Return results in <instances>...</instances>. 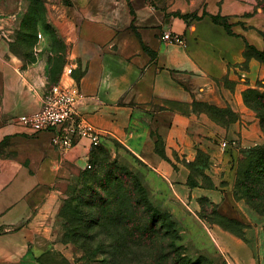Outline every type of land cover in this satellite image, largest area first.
Masks as SVG:
<instances>
[{
	"label": "rangeland",
	"instance_id": "374dc122",
	"mask_svg": "<svg viewBox=\"0 0 264 264\" xmlns=\"http://www.w3.org/2000/svg\"><path fill=\"white\" fill-rule=\"evenodd\" d=\"M219 2L0 0V39L24 67L37 61L38 51L44 52L48 79L56 82L64 68L74 64L67 55L72 42L66 45L61 32L72 35L77 23L110 18L137 33L131 19L143 8L175 19L179 29L174 33L184 40L190 31L231 34L224 28L227 20L208 11L210 3L215 8ZM255 2V9L264 13V0ZM163 32L159 30L160 35ZM185 43L181 48L188 47ZM224 82L234 89L236 81ZM262 86L258 80L242 93L253 114V128L226 106L197 100L180 106L189 117L182 139L187 149L184 154L174 152L176 173L170 182L123 143L106 138L90 153V170L77 167L52 183H38L43 143L15 118L19 138L13 143L10 137L0 138V264H164L175 255L186 256L193 264H264V164L258 170L240 167L244 157L264 153ZM157 144L163 153L162 142ZM13 155L15 161L19 158L18 168L12 165ZM13 172L15 179L20 174L15 184ZM110 172L117 181L89 184L90 178L102 179ZM91 200L96 201L94 208L89 207ZM76 210L87 218L70 219ZM100 213L104 219L95 225ZM155 221L162 227L151 226ZM134 227L145 229L138 251L130 241ZM79 231L84 247L70 238L80 237ZM171 245L182 253L163 255L157 250Z\"/></svg>",
	"mask_w": 264,
	"mask_h": 264
},
{
	"label": "crops",
	"instance_id": "0c3cea01",
	"mask_svg": "<svg viewBox=\"0 0 264 264\" xmlns=\"http://www.w3.org/2000/svg\"><path fill=\"white\" fill-rule=\"evenodd\" d=\"M255 4V0H220L215 9L210 3V14L226 19L235 35L190 31L185 49L161 40L160 29L177 33L175 19L143 8L131 19L137 33L110 18L77 23L72 35L61 32L66 45L72 42L67 55L74 58L71 82L80 92L77 113L100 134V145L106 138L117 139L170 182L176 173L174 152L184 154L187 149L182 139L189 117L181 112V105L197 100L226 106L247 128L255 127L252 111L242 100V93L258 80L264 91V63L247 49L248 45L264 53V13ZM44 56L38 51L37 61L24 67L0 39V138L15 142L19 136L14 119L39 110L55 83L48 79ZM60 80L70 82L63 72L56 83ZM225 80L236 81L234 89ZM36 135L45 151L35 177L41 184L77 167L83 169L94 149L81 139L70 151H62L51 145L50 133ZM158 139L166 159L156 153ZM14 158L12 165L18 168L19 158ZM185 158L188 161L190 156ZM19 175L15 179L13 172V184L19 182Z\"/></svg>",
	"mask_w": 264,
	"mask_h": 264
},
{
	"label": "built area",
	"instance_id": "2783aa9c",
	"mask_svg": "<svg viewBox=\"0 0 264 264\" xmlns=\"http://www.w3.org/2000/svg\"><path fill=\"white\" fill-rule=\"evenodd\" d=\"M161 40L167 45L184 47L185 40L180 35L165 31ZM73 68L66 66L63 74L69 83L59 81L52 84L43 96L41 108L30 114L21 115L17 122L30 134L50 133V143L62 151H70L76 143L85 139L92 148L100 145V134L76 110L80 92L71 82ZM226 144L225 142H223ZM86 163L84 169H90Z\"/></svg>",
	"mask_w": 264,
	"mask_h": 264
},
{
	"label": "trees",
	"instance_id": "16d2710c",
	"mask_svg": "<svg viewBox=\"0 0 264 264\" xmlns=\"http://www.w3.org/2000/svg\"><path fill=\"white\" fill-rule=\"evenodd\" d=\"M225 20V19H224ZM224 28L226 31H230V26L229 25H224ZM228 33V32H227ZM229 34V33H228ZM232 34V33H231ZM229 34V35H231ZM247 49H248V52L251 51L252 54L262 63H264V54L261 53V52H258L256 51L254 48L250 47L247 45ZM56 83V82H55ZM53 83V84H55ZM194 102V101H193ZM245 105V104H244ZM160 141V139L157 140L156 142V153L163 159H166L164 154L159 152L157 150V143ZM98 148V147H97ZM97 148H94L91 152H93L94 150H96ZM254 148H248V149H245V150H253ZM264 164V153L262 152H257V153H254V154H251L250 156H247V157H244L241 161H240V167L242 168H251V169H259L262 165ZM91 165V164H90ZM92 168V166H91ZM90 168V169H91ZM89 169V170H90ZM245 174V173H244ZM115 175L113 173H108L106 174L102 179H99L97 177H94V178H90L88 180L89 184H93V185H98V186H102V185H105L106 183H112L113 181H117V178L114 177ZM244 180V179H243ZM109 183V184H110ZM245 184V183H244ZM192 187H194L193 184H191ZM93 191V190H92ZM93 194V193H92ZM96 196L100 197V194H95ZM95 203L96 201L95 200H91L90 203H89V207H92L94 208L95 206ZM81 215V213L79 211L76 210V213L73 214V215H70L69 214V218L72 219V220H79L81 221V217H79ZM85 218H87L86 216H83V219L84 220ZM103 215L98 214L96 217H95V225H98L100 222L103 221ZM151 226H157V227H162L161 224L159 223V221H155L153 224H151ZM230 230L232 232H235V230H233L232 228H230ZM142 232V233H140ZM237 232V231H236ZM76 234V233H75ZM237 234V233H236ZM239 234V233H238ZM74 235H72L70 238L72 239V242L75 243V244H79L81 247H84L85 246V242L83 240V232L82 231H79V234L78 236L80 237H73ZM119 237H123V235L121 234H118ZM82 237V238H81ZM142 237H146L145 236V229H143V231H140V229H137L134 227V229L131 231V239L130 241H132V248H134V251H138L139 250V246H142V241H143V238ZM135 238H137L135 240ZM134 246V247H133ZM159 253L163 254V255H166V252L168 253L169 252H173L174 254L176 253H182L180 252V249L176 248L175 246H168V247H160L159 249ZM135 253V252H133ZM166 259V258H165ZM164 259V260H165ZM151 264V263H150ZM158 264V263H156ZM164 264H193L191 260H189L186 256L183 257V258H179L175 255V260H173L172 262H168L167 260H165V263ZM210 264V263H209Z\"/></svg>",
	"mask_w": 264,
	"mask_h": 264
}]
</instances>
